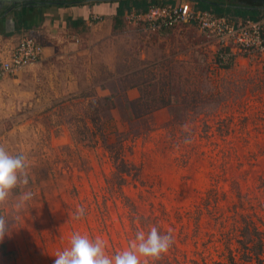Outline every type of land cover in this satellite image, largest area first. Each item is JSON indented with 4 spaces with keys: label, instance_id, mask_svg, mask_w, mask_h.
<instances>
[{
    "label": "rangeland",
    "instance_id": "rangeland-1",
    "mask_svg": "<svg viewBox=\"0 0 264 264\" xmlns=\"http://www.w3.org/2000/svg\"><path fill=\"white\" fill-rule=\"evenodd\" d=\"M99 3L117 0H0V33L9 12L23 15L15 37H0V57L22 37L46 48L0 80V144L27 157L34 193L18 220L0 208V264H54L74 233L100 238L111 257L153 226L173 244L149 264L243 257L239 232L227 243L235 220L252 215L264 232V55L221 68L218 42L196 26L74 14Z\"/></svg>",
    "mask_w": 264,
    "mask_h": 264
},
{
    "label": "built area",
    "instance_id": "built-area-1",
    "mask_svg": "<svg viewBox=\"0 0 264 264\" xmlns=\"http://www.w3.org/2000/svg\"><path fill=\"white\" fill-rule=\"evenodd\" d=\"M198 6L196 0H176L165 5H152L146 11L126 10L124 18L154 31L171 30L184 24L196 26L218 42L217 65L221 68L229 66L236 56L264 55V19L218 15L212 9ZM43 56L44 46L39 41L22 37L0 58V80L26 71Z\"/></svg>",
    "mask_w": 264,
    "mask_h": 264
},
{
    "label": "clouds",
    "instance_id": "clouds-1",
    "mask_svg": "<svg viewBox=\"0 0 264 264\" xmlns=\"http://www.w3.org/2000/svg\"><path fill=\"white\" fill-rule=\"evenodd\" d=\"M28 184L27 157L22 152L13 153L0 144V208L11 204L14 209L13 219L18 220L19 211L34 198V193L27 187ZM83 215L84 209L78 208L77 218ZM8 231V218L0 214V242ZM172 244L171 234H161L158 228L153 226L147 232L137 231L127 250L110 257L100 238L90 239L74 233L69 247L56 254L54 264H149L150 261L161 259Z\"/></svg>",
    "mask_w": 264,
    "mask_h": 264
},
{
    "label": "trees",
    "instance_id": "trees-1",
    "mask_svg": "<svg viewBox=\"0 0 264 264\" xmlns=\"http://www.w3.org/2000/svg\"><path fill=\"white\" fill-rule=\"evenodd\" d=\"M175 2V1H172ZM203 1L201 0V3L199 4V8L201 9H212L211 7H207L203 5ZM118 8H117V15L118 17L123 16L124 11L127 9L135 8L142 11L148 10V8L152 5H165L167 3H160L157 0H117ZM169 3V2H168ZM171 3V2H170ZM215 13L218 15H225L223 13H219V11L212 9ZM16 17L18 19L16 25V32H19V30L22 28L21 25V17L23 16L19 12H15ZM252 20H262L263 18H258L256 16H251ZM4 36H12L14 33H6L2 32L0 33ZM216 63H219V59L217 57ZM228 66H223L222 68H227ZM242 222H240L238 219L235 220L236 226L234 229L236 230L232 236L229 238L230 240L227 241L229 248H231L232 241L234 238H236L237 232H239V235L241 236L240 239L236 238V242L239 243L241 246L239 251H245L243 257L237 258V255L234 254L233 251L231 252V255L229 256V264H243L244 261H250V262H257L255 264H264V259L261 257L262 251H264V232H262L258 225L256 224L254 218H252V215H243L241 216ZM240 223H243V227L240 226ZM233 224V226H234ZM234 237V238H233ZM260 252V253H259ZM228 264V263H227Z\"/></svg>",
    "mask_w": 264,
    "mask_h": 264
},
{
    "label": "crops",
    "instance_id": "crops-1",
    "mask_svg": "<svg viewBox=\"0 0 264 264\" xmlns=\"http://www.w3.org/2000/svg\"><path fill=\"white\" fill-rule=\"evenodd\" d=\"M222 6V7H220ZM75 8V13H78V17H81V15L83 14V16H92L93 14H99L100 16H115L117 15V8H118V4L116 3H99L98 4V9H95V7H74ZM211 8L219 11V13H223L225 15L228 16H234L237 18H242V19H247V18H251V16H256L258 18H263L264 19V3L259 5L256 4L254 6H249V7H243V6H229V5H219V6H211ZM132 9V8H131ZM135 9V8H134ZM130 10V9H127ZM61 12H66V17H69V15H72V13H70V11H68L69 13H67L66 10L61 11ZM60 14V11H59ZM61 14H65V13H61ZM18 19L16 17L15 12H9V15L7 16V19L5 21V28H4V32L6 33H14L12 36H8V37H15L16 35V23H17ZM1 39L3 37H6L4 35H0ZM12 39V38H9ZM13 42H11L12 44ZM8 44L7 42H4V45ZM15 45V44H14ZM12 47V46H11ZM45 48V47H44ZM7 52V51H6ZM3 53V55L0 57L2 58L5 53ZM45 52H46V48H45ZM1 55V53H0Z\"/></svg>",
    "mask_w": 264,
    "mask_h": 264
},
{
    "label": "flooded vegetation",
    "instance_id": "flooded-vegetation-1",
    "mask_svg": "<svg viewBox=\"0 0 264 264\" xmlns=\"http://www.w3.org/2000/svg\"><path fill=\"white\" fill-rule=\"evenodd\" d=\"M196 1H198L199 2V4L201 3V0H196ZM214 4V3H213Z\"/></svg>",
    "mask_w": 264,
    "mask_h": 264
},
{
    "label": "water",
    "instance_id": "water-1",
    "mask_svg": "<svg viewBox=\"0 0 264 264\" xmlns=\"http://www.w3.org/2000/svg\"><path fill=\"white\" fill-rule=\"evenodd\" d=\"M12 1V0H11Z\"/></svg>",
    "mask_w": 264,
    "mask_h": 264
}]
</instances>
